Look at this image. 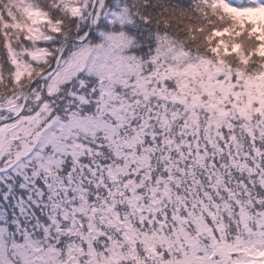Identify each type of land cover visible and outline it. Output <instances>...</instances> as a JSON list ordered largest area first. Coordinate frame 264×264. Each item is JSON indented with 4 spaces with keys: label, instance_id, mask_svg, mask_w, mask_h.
Masks as SVG:
<instances>
[{
    "label": "snow or ice",
    "instance_id": "1",
    "mask_svg": "<svg viewBox=\"0 0 264 264\" xmlns=\"http://www.w3.org/2000/svg\"><path fill=\"white\" fill-rule=\"evenodd\" d=\"M0 264H264V0H0Z\"/></svg>",
    "mask_w": 264,
    "mask_h": 264
}]
</instances>
